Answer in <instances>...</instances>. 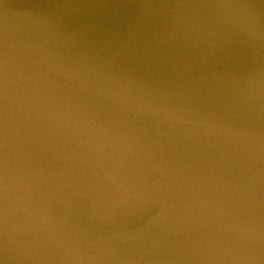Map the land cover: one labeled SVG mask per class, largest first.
I'll list each match as a JSON object with an SVG mask.
<instances>
[{"label": "water", "instance_id": "95a60500", "mask_svg": "<svg viewBox=\"0 0 264 264\" xmlns=\"http://www.w3.org/2000/svg\"><path fill=\"white\" fill-rule=\"evenodd\" d=\"M0 264H264V0H0Z\"/></svg>", "mask_w": 264, "mask_h": 264}, {"label": "bare ground", "instance_id": "6f19581e", "mask_svg": "<svg viewBox=\"0 0 264 264\" xmlns=\"http://www.w3.org/2000/svg\"><path fill=\"white\" fill-rule=\"evenodd\" d=\"M228 245H235V243L232 242V241H229V242H228Z\"/></svg>", "mask_w": 264, "mask_h": 264}]
</instances>
